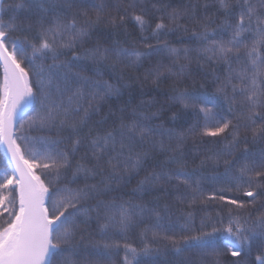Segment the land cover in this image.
Wrapping results in <instances>:
<instances>
[{
	"label": "trees",
	"instance_id": "1",
	"mask_svg": "<svg viewBox=\"0 0 264 264\" xmlns=\"http://www.w3.org/2000/svg\"><path fill=\"white\" fill-rule=\"evenodd\" d=\"M0 28L51 264H264V0H4ZM12 177L0 142V234Z\"/></svg>",
	"mask_w": 264,
	"mask_h": 264
},
{
	"label": "water",
	"instance_id": "2",
	"mask_svg": "<svg viewBox=\"0 0 264 264\" xmlns=\"http://www.w3.org/2000/svg\"><path fill=\"white\" fill-rule=\"evenodd\" d=\"M4 0H0V13ZM0 29V65L3 74L0 102L2 150L18 180V213L0 235V264H50L56 247L53 219L48 209L49 189L25 156L16 138L20 120L32 109L34 90L28 71L5 43Z\"/></svg>",
	"mask_w": 264,
	"mask_h": 264
},
{
	"label": "rangeland",
	"instance_id": "3",
	"mask_svg": "<svg viewBox=\"0 0 264 264\" xmlns=\"http://www.w3.org/2000/svg\"><path fill=\"white\" fill-rule=\"evenodd\" d=\"M34 167H36V166L34 165ZM16 180H17V179L13 176L12 178H9V181H8V182H9V184H11V183L14 182V185L16 186V185H17V181H16ZM17 193H18V191H17ZM16 215H17V214H16ZM15 217H16V216H15ZM14 219H15V218H14ZM6 229H7V228H6ZM6 229H5V230H6ZM5 230H4V231H5ZM4 231H3V232H4ZM3 232H2V233H3ZM2 233H1V234H2ZM1 234H0V235H1ZM235 253H237V252H235Z\"/></svg>",
	"mask_w": 264,
	"mask_h": 264
},
{
	"label": "bare ground",
	"instance_id": "4",
	"mask_svg": "<svg viewBox=\"0 0 264 264\" xmlns=\"http://www.w3.org/2000/svg\"><path fill=\"white\" fill-rule=\"evenodd\" d=\"M14 174V173H13Z\"/></svg>",
	"mask_w": 264,
	"mask_h": 264
}]
</instances>
